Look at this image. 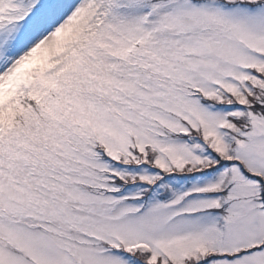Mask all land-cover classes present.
<instances>
[{"label": "snow or ice", "instance_id": "1", "mask_svg": "<svg viewBox=\"0 0 264 264\" xmlns=\"http://www.w3.org/2000/svg\"><path fill=\"white\" fill-rule=\"evenodd\" d=\"M0 264H264V0H0Z\"/></svg>", "mask_w": 264, "mask_h": 264}]
</instances>
